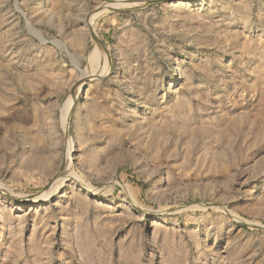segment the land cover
<instances>
[{
	"label": "rangeland",
	"instance_id": "rangeland-1",
	"mask_svg": "<svg viewBox=\"0 0 264 264\" xmlns=\"http://www.w3.org/2000/svg\"><path fill=\"white\" fill-rule=\"evenodd\" d=\"M177 1L0 0V264H264V0Z\"/></svg>",
	"mask_w": 264,
	"mask_h": 264
},
{
	"label": "bare ground",
	"instance_id": "bare-ground-1",
	"mask_svg": "<svg viewBox=\"0 0 264 264\" xmlns=\"http://www.w3.org/2000/svg\"><path fill=\"white\" fill-rule=\"evenodd\" d=\"M187 2V0H178L177 1V4H179V5H181V4H185ZM91 54V53H90ZM86 187H88V188H91L90 186H86ZM93 188V187H92ZM89 190V189H88ZM93 190H94V188H93ZM91 192H94V191H92V190H90Z\"/></svg>",
	"mask_w": 264,
	"mask_h": 264
}]
</instances>
